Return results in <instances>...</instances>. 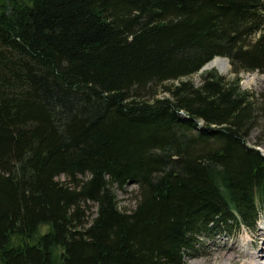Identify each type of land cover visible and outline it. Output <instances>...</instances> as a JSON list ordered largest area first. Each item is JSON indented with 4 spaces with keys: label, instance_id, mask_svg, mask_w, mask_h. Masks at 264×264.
<instances>
[{
    "label": "trees",
    "instance_id": "obj_1",
    "mask_svg": "<svg viewBox=\"0 0 264 264\" xmlns=\"http://www.w3.org/2000/svg\"><path fill=\"white\" fill-rule=\"evenodd\" d=\"M217 57L235 78L195 84ZM251 72L264 0L0 1V264H187L201 235L255 228Z\"/></svg>",
    "mask_w": 264,
    "mask_h": 264
},
{
    "label": "rangeland",
    "instance_id": "obj_2",
    "mask_svg": "<svg viewBox=\"0 0 264 264\" xmlns=\"http://www.w3.org/2000/svg\"><path fill=\"white\" fill-rule=\"evenodd\" d=\"M0 1L2 3L7 2V0ZM217 58L227 60L225 57ZM228 64L230 68L225 74L220 72L217 67L207 68L206 65V68L203 71H199L194 74L190 77V79L195 84H200L202 76L206 72L212 70L226 76L229 79H233L236 74L231 71L229 61ZM240 78V85L242 89L257 93L260 98L264 99V74L259 72L241 73ZM164 95L166 94L163 91L159 92V96L163 97ZM248 141L252 145L259 142L260 145L258 148H261V150L264 151V131H262L261 128L254 129ZM60 179L64 180L65 178L64 176H61ZM114 191L122 209L131 210L135 207L138 193V186L136 184L130 182L123 190L118 187H114ZM96 209V204L91 203L90 211L92 216L95 214ZM260 213L261 216L258 219L257 226L255 228H247V226H243L239 236H228L225 233L216 234L213 237L201 235L199 242L196 245L197 251L195 254L188 255L187 264H224L225 262H228L229 256H232L233 264H250V259L256 258L264 245V235H262L264 234V230H262L264 229V210L261 209ZM46 230L47 227H42L41 229L42 232H45ZM60 253L61 249L57 250L56 264H62L59 256Z\"/></svg>",
    "mask_w": 264,
    "mask_h": 264
},
{
    "label": "bare ground",
    "instance_id": "obj_3",
    "mask_svg": "<svg viewBox=\"0 0 264 264\" xmlns=\"http://www.w3.org/2000/svg\"><path fill=\"white\" fill-rule=\"evenodd\" d=\"M212 67H217L220 70V72H222L224 74L227 73L229 71V68H230L228 61L226 59H222V58H216L207 65V68H212ZM251 82H253V81H251ZM262 230H264V229H262ZM262 235H264V234H262ZM257 253H258V251H257ZM249 263L250 264H264V245H263L262 249L260 250L259 254L256 256V258H253V259L251 258ZM224 264H233L232 263V256H229L228 262H225Z\"/></svg>",
    "mask_w": 264,
    "mask_h": 264
},
{
    "label": "water",
    "instance_id": "obj_4",
    "mask_svg": "<svg viewBox=\"0 0 264 264\" xmlns=\"http://www.w3.org/2000/svg\"><path fill=\"white\" fill-rule=\"evenodd\" d=\"M227 60H228V58H227ZM229 61V60H228ZM208 64V63H207ZM206 64V65H207ZM206 65H204L202 68H201V70L200 71H203L205 68H206Z\"/></svg>",
    "mask_w": 264,
    "mask_h": 264
}]
</instances>
